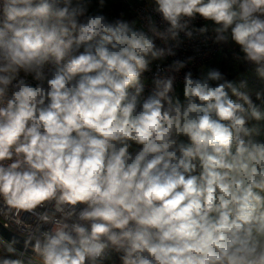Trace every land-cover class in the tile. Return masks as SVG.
<instances>
[{"label": "clouds", "instance_id": "clouds-1", "mask_svg": "<svg viewBox=\"0 0 264 264\" xmlns=\"http://www.w3.org/2000/svg\"><path fill=\"white\" fill-rule=\"evenodd\" d=\"M0 217V264H264V0H0Z\"/></svg>", "mask_w": 264, "mask_h": 264}, {"label": "trees", "instance_id": "trees-1", "mask_svg": "<svg viewBox=\"0 0 264 264\" xmlns=\"http://www.w3.org/2000/svg\"><path fill=\"white\" fill-rule=\"evenodd\" d=\"M120 7H121V5L114 6L113 14L115 13V11H119ZM233 51H238V49L233 47ZM216 62H217V58L214 57L212 59V63H216ZM218 66L221 67L222 70L227 71L230 74V78H232L233 76L236 75L235 73H233V70H232L231 53H229L227 59L219 60V65ZM240 71L242 72L243 68H241Z\"/></svg>", "mask_w": 264, "mask_h": 264}, {"label": "built area", "instance_id": "built-area-1", "mask_svg": "<svg viewBox=\"0 0 264 264\" xmlns=\"http://www.w3.org/2000/svg\"><path fill=\"white\" fill-rule=\"evenodd\" d=\"M202 23H203V21H197V24H202ZM205 62H208V61H205ZM155 71H156V68H155V65H153L152 71L148 72V73H145L144 76L142 77V80H143L144 84L146 85V92L153 87L152 80H153V75H154ZM181 76H182V74H181ZM177 87H181L179 79H178V82H177ZM0 221L5 226V222L3 221L2 217H0ZM0 238H3V237L0 235Z\"/></svg>", "mask_w": 264, "mask_h": 264}, {"label": "water", "instance_id": "water-1", "mask_svg": "<svg viewBox=\"0 0 264 264\" xmlns=\"http://www.w3.org/2000/svg\"><path fill=\"white\" fill-rule=\"evenodd\" d=\"M0 235L5 238L9 236V232L6 230L5 226L1 221H0Z\"/></svg>", "mask_w": 264, "mask_h": 264}]
</instances>
